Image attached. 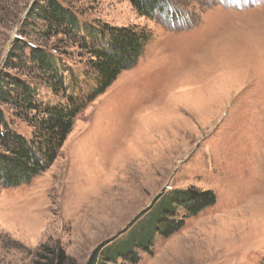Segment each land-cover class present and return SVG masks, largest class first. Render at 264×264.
Here are the masks:
<instances>
[{
    "label": "rangeland",
    "instance_id": "obj_1",
    "mask_svg": "<svg viewBox=\"0 0 264 264\" xmlns=\"http://www.w3.org/2000/svg\"><path fill=\"white\" fill-rule=\"evenodd\" d=\"M34 1L0 0V74L40 83L7 64L23 38L75 66L86 92L95 79L84 50L25 27ZM59 1L94 29L136 27L151 38L138 64L77 118L49 169L0 189V264H31L45 244L86 264L158 198L189 189L214 192L215 205L157 236L139 264H264V0H171L151 18L128 0ZM2 108L31 138L33 129Z\"/></svg>",
    "mask_w": 264,
    "mask_h": 264
},
{
    "label": "trees",
    "instance_id": "obj_2",
    "mask_svg": "<svg viewBox=\"0 0 264 264\" xmlns=\"http://www.w3.org/2000/svg\"><path fill=\"white\" fill-rule=\"evenodd\" d=\"M128 1L140 15L151 18L157 13H166L171 0ZM24 25L27 29L39 28V33L45 37L62 35L79 45L87 56L85 68L95 80L86 92H81L75 66L64 62L47 47L29 46L23 38L14 40L7 64L13 69L35 73L33 76L40 83L34 84L4 72L0 74V189L28 183L49 169L77 118L123 72L138 64L151 38L148 31L136 27L106 25L100 31L94 29L81 23L59 0H35ZM40 84L50 97L41 98ZM4 106L12 110L13 117L33 129L31 138L12 129ZM216 200L215 193L210 190H175L161 196L147 212L148 216L131 226L125 238L97 248L86 264H139L141 253L152 254L157 236L167 238L180 231L186 218L199 215L215 205ZM180 210L185 211L181 219ZM5 241L25 249L20 243ZM31 264L78 263L60 245L45 244L34 254Z\"/></svg>",
    "mask_w": 264,
    "mask_h": 264
}]
</instances>
